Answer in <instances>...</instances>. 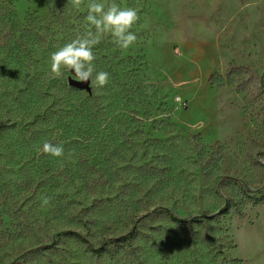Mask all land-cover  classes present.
Returning a JSON list of instances; mask_svg holds the SVG:
<instances>
[{"label":"rangeland","instance_id":"rangeland-1","mask_svg":"<svg viewBox=\"0 0 264 264\" xmlns=\"http://www.w3.org/2000/svg\"><path fill=\"white\" fill-rule=\"evenodd\" d=\"M115 2L139 9L137 42L122 50L102 36L94 64L110 73L109 83L69 92L74 71L53 78L50 55L84 34L87 8L0 0V264H264V0ZM56 89L108 106L116 123L102 126L93 145H109L113 155L90 176L121 174L134 185L126 208L108 203L90 213V223L78 207L60 214L51 199L42 207L47 189L34 192L47 171L29 140V115L38 96ZM92 153L78 157L90 162ZM210 158L215 168L206 181L202 165ZM147 164L156 173L137 171ZM233 194L244 219L231 208L206 230L194 226L195 234L171 220L216 215ZM160 207L169 213L137 224L136 253L113 255L110 244L98 252L135 228L137 211L145 217Z\"/></svg>","mask_w":264,"mask_h":264},{"label":"trees","instance_id":"trees-1","mask_svg":"<svg viewBox=\"0 0 264 264\" xmlns=\"http://www.w3.org/2000/svg\"><path fill=\"white\" fill-rule=\"evenodd\" d=\"M231 74H233V72ZM70 87L69 92H77L75 87ZM63 92L67 91L64 89H56L55 92L48 90L45 95L41 94V96H38L29 115L30 123L27 126L30 135L29 140L32 148L35 150V156L39 157V159H45L46 166L43 169L47 171L45 174V176H47L46 178L36 177V179L39 180L34 184V192L47 189L48 196L51 201H53L55 206L54 210H56L57 213H67L78 207L81 211V215H83L86 220L85 222L90 223L93 221V219L88 218L90 213L105 205L107 207L109 205L108 203H118L126 208L129 194H134V192L129 191L128 188L134 185L123 183L121 174L119 175L118 173L116 177H113L115 174L112 176H103V174H99L101 176L96 177L90 176L93 175L91 172H94L97 167L101 168L104 166L103 164L105 162L109 163V157L113 155L109 145L102 143L104 145L100 144L99 146H95L93 145V141L99 139V130H102V126L106 127L111 124L113 125L116 123V120H111L112 118L107 113L108 106H105L101 98L98 97L93 99V96H89L85 102L78 103V101L75 102L70 98V94L73 93L66 94ZM53 93H57L58 95H54ZM88 101L92 102V104L87 105ZM118 120H120V118H118ZM45 141L53 144H62L64 147V156L58 158L38 151V149L42 148ZM154 143L162 145L158 141ZM145 144V148H150L151 145H153L146 142ZM218 145L219 144H217L216 147H219ZM90 150H92L93 153L88 158L92 163L84 159L82 155L78 157V153L85 154ZM116 153H118V150ZM215 154L217 153L214 152L212 157L215 156ZM212 162L213 159L210 158L208 162L205 161L202 165V172L206 181L209 179V176L212 175V169L215 168L211 165ZM38 165H41L39 160ZM105 165L107 170L113 169L111 165ZM78 167L84 169L86 173L84 175H78ZM132 168L133 167H129L128 165L116 171L121 172ZM102 170L97 169V171ZM155 170L156 169L149 164L137 167V171H141L144 175L148 172L149 174H154L156 173ZM63 172H65V174H63ZM159 173H161V171H159ZM63 175L65 176L63 177ZM138 180L139 179H137V181ZM136 185H140V183ZM106 189L114 191L116 195L105 193ZM258 202L264 203V198L259 199ZM240 203L241 201L238 199V196L233 194L230 195L225 206L216 215L195 220H177L171 217V220L176 225L182 228L186 227L192 234H195V230L193 229L194 226H200L203 230H206L209 227V221L217 220L218 216L227 213L231 208H234L237 217L244 219L246 215L241 210ZM16 212V214H23L22 209ZM146 213L147 215L144 217L142 216V212L138 213L137 211L133 216L139 221L134 222L136 224L135 228L130 233L118 236L114 240H105L103 246L98 249V252H106L105 247L110 244L114 245V250L109 251V253L111 252L113 255L123 251L131 255L136 253L138 246H135L134 243L138 235H140L137 224L146 218H154L155 216H161L169 212L160 207V209L153 214L148 210ZM209 238L210 237H207V239Z\"/></svg>","mask_w":264,"mask_h":264},{"label":"clouds","instance_id":"clouds-1","mask_svg":"<svg viewBox=\"0 0 264 264\" xmlns=\"http://www.w3.org/2000/svg\"><path fill=\"white\" fill-rule=\"evenodd\" d=\"M77 10L83 5L87 8L85 32L77 35L50 55V72L53 78H60L64 72L74 71L75 80L89 82L93 89L104 88L110 80V73L97 71L94 47L101 42V37L111 35L113 43L122 50H127L137 42V34L133 26L140 20L139 9L122 7L115 0H70ZM163 118V117H160ZM43 154L53 157H63L62 144L45 141L41 149ZM50 203L49 197L41 198V206Z\"/></svg>","mask_w":264,"mask_h":264},{"label":"water","instance_id":"water-1","mask_svg":"<svg viewBox=\"0 0 264 264\" xmlns=\"http://www.w3.org/2000/svg\"><path fill=\"white\" fill-rule=\"evenodd\" d=\"M69 85L75 88L82 89V90H88L90 87V81L89 82H78L76 80L70 79Z\"/></svg>","mask_w":264,"mask_h":264}]
</instances>
